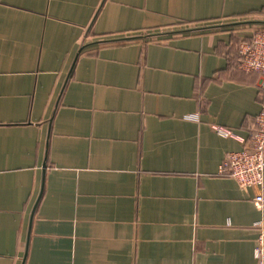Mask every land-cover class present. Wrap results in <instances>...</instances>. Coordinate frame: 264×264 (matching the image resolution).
<instances>
[{"label":"crops","instance_id":"1","mask_svg":"<svg viewBox=\"0 0 264 264\" xmlns=\"http://www.w3.org/2000/svg\"><path fill=\"white\" fill-rule=\"evenodd\" d=\"M262 28L264 0H0V264H255L214 127L255 130Z\"/></svg>","mask_w":264,"mask_h":264},{"label":"built area","instance_id":"2","mask_svg":"<svg viewBox=\"0 0 264 264\" xmlns=\"http://www.w3.org/2000/svg\"><path fill=\"white\" fill-rule=\"evenodd\" d=\"M240 53L239 69L261 76L259 89L262 107L255 118V130L247 139L229 130L214 127L223 135L243 144L246 143L243 150L228 154L219 173H228L237 182L242 192L248 193L250 189L256 188L258 193L253 201L256 207L262 210L264 208V28L258 29L250 42L240 46ZM256 226L259 229V237L255 248V264H264V221L258 222Z\"/></svg>","mask_w":264,"mask_h":264},{"label":"water","instance_id":"3","mask_svg":"<svg viewBox=\"0 0 264 264\" xmlns=\"http://www.w3.org/2000/svg\"><path fill=\"white\" fill-rule=\"evenodd\" d=\"M209 29V27H204V28H188V29H182V30H177V31H171V32H164V33H157V34H149V35H142V36H136V37H132V39H148V38H156V37H162V36H168V35H173V34H184V33H189V32H196L199 30H206ZM45 168V165H44ZM43 182V181H42ZM42 192V189H41ZM40 192V195H41ZM35 208L33 209V211L31 212V218L33 217ZM27 246H28V241L26 242V251H27ZM26 251H25V255L23 257V262L22 264H24L25 258H26Z\"/></svg>","mask_w":264,"mask_h":264},{"label":"trees","instance_id":"4","mask_svg":"<svg viewBox=\"0 0 264 264\" xmlns=\"http://www.w3.org/2000/svg\"><path fill=\"white\" fill-rule=\"evenodd\" d=\"M251 41V40H250ZM250 41H248V42H250ZM240 60V59H239ZM239 60H238V64H239Z\"/></svg>","mask_w":264,"mask_h":264}]
</instances>
